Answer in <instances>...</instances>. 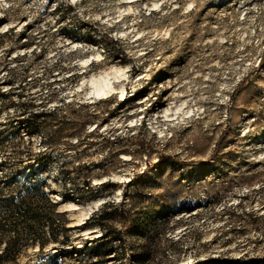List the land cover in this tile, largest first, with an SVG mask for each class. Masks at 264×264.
I'll return each mask as SVG.
<instances>
[{
    "label": "rangeland",
    "instance_id": "rangeland-1",
    "mask_svg": "<svg viewBox=\"0 0 264 264\" xmlns=\"http://www.w3.org/2000/svg\"><path fill=\"white\" fill-rule=\"evenodd\" d=\"M111 66L123 92L92 96ZM1 162L69 243L0 264H264V0H0Z\"/></svg>",
    "mask_w": 264,
    "mask_h": 264
},
{
    "label": "trees",
    "instance_id": "trees-1",
    "mask_svg": "<svg viewBox=\"0 0 264 264\" xmlns=\"http://www.w3.org/2000/svg\"><path fill=\"white\" fill-rule=\"evenodd\" d=\"M38 129H35V132ZM39 158H36L38 161ZM23 163V161H22ZM4 163H0V168ZM5 177L0 176V217L8 224H0V231L12 230V235L0 253V260L15 259L22 242L36 244L41 251L49 243L64 245L69 243L68 228L65 215L58 211L57 204L45 191L42 179L32 170L30 177L24 181L27 173L20 167H7ZM105 208L97 216L107 219L111 213H104ZM91 219V218H90ZM88 219L83 226L88 224ZM104 230L102 223L97 225ZM238 263V262H236ZM247 264V263H246ZM249 264V263H248Z\"/></svg>",
    "mask_w": 264,
    "mask_h": 264
},
{
    "label": "bare ground",
    "instance_id": "bare-ground-1",
    "mask_svg": "<svg viewBox=\"0 0 264 264\" xmlns=\"http://www.w3.org/2000/svg\"><path fill=\"white\" fill-rule=\"evenodd\" d=\"M156 4H153L155 6ZM122 70L118 67H108L101 69L98 72L91 74L87 79L82 81V85L89 88L90 94L96 98L103 99L113 94L122 93V87H117L115 83L120 77H122ZM180 106L172 108L167 104L165 107H161L159 111L155 113V119L158 117L169 119L171 116H175L180 112ZM155 124V123H154ZM157 124V123H156ZM98 203V202H97ZM96 202L87 204L84 207H77L75 205H68L67 211H78V222L86 220L87 216L92 212L97 205Z\"/></svg>",
    "mask_w": 264,
    "mask_h": 264
}]
</instances>
